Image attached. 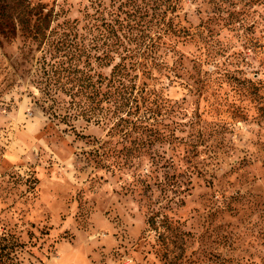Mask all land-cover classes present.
<instances>
[{"label":"rangeland","instance_id":"obj_1","mask_svg":"<svg viewBox=\"0 0 264 264\" xmlns=\"http://www.w3.org/2000/svg\"><path fill=\"white\" fill-rule=\"evenodd\" d=\"M48 2L83 34L119 4ZM178 14L194 36L173 37L170 104L148 114L168 137L140 157L122 141L114 171L95 167L98 147H122L107 143L112 109L49 115L35 61L0 41V231L25 243L21 264H264V0Z\"/></svg>","mask_w":264,"mask_h":264},{"label":"trees","instance_id":"obj_2","mask_svg":"<svg viewBox=\"0 0 264 264\" xmlns=\"http://www.w3.org/2000/svg\"><path fill=\"white\" fill-rule=\"evenodd\" d=\"M138 1L145 4L143 11ZM181 1L119 0L110 17H94L83 34L77 19L60 20L64 9L48 0H0V41L19 40L22 57L35 61L37 76L47 88L48 97L40 100L42 109L49 115L55 109H76L88 118L96 110L112 109L108 120L116 119L106 134L107 143L122 147L103 151L98 147L95 167L120 169L121 164L109 159L122 153V141L133 145V153L140 157L150 153L153 142L168 137L148 114L158 115L157 109L170 104L161 82L171 74L178 77L176 62L167 61L176 52L173 37L194 36L176 20ZM44 50L52 58L47 59ZM36 51L42 54L35 57ZM24 246L3 228L0 264H21Z\"/></svg>","mask_w":264,"mask_h":264}]
</instances>
